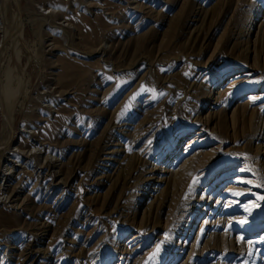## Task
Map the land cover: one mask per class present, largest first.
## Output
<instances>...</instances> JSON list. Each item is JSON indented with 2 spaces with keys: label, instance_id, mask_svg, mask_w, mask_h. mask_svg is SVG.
I'll list each match as a JSON object with an SVG mask.
<instances>
[{
  "label": "rangeland",
  "instance_id": "obj_1",
  "mask_svg": "<svg viewBox=\"0 0 264 264\" xmlns=\"http://www.w3.org/2000/svg\"><path fill=\"white\" fill-rule=\"evenodd\" d=\"M0 264H264V0H0Z\"/></svg>",
  "mask_w": 264,
  "mask_h": 264
},
{
  "label": "bare ground",
  "instance_id": "obj_2",
  "mask_svg": "<svg viewBox=\"0 0 264 264\" xmlns=\"http://www.w3.org/2000/svg\"><path fill=\"white\" fill-rule=\"evenodd\" d=\"M259 16H260V14H257V15L254 16V17H255V18H254L255 21H256L257 18H259ZM4 85H5V84H4ZM10 87H11V86H10ZM7 90H9V89H7ZM11 91H13V90H11ZM14 91H15V90H14ZM2 94H3V96L6 94V92H5V88H4L3 92H2ZM15 94H16V93H15ZM7 103H8V102H7ZM9 103H11V102L9 101ZM9 103H8V104H9ZM9 106H10V105H9Z\"/></svg>",
  "mask_w": 264,
  "mask_h": 264
},
{
  "label": "snow or ice",
  "instance_id": "obj_3",
  "mask_svg": "<svg viewBox=\"0 0 264 264\" xmlns=\"http://www.w3.org/2000/svg\"><path fill=\"white\" fill-rule=\"evenodd\" d=\"M111 79V78H110ZM142 91H143V87H142V89H141ZM196 183V181L194 180L193 181V184H195ZM190 188H191V186H190ZM237 195H239V193H237ZM159 251V249H157V252ZM155 255V254H154Z\"/></svg>",
  "mask_w": 264,
  "mask_h": 264
}]
</instances>
